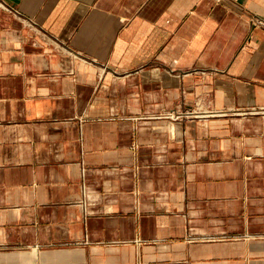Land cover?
Here are the masks:
<instances>
[{
	"label": "crops",
	"instance_id": "crops-1",
	"mask_svg": "<svg viewBox=\"0 0 264 264\" xmlns=\"http://www.w3.org/2000/svg\"><path fill=\"white\" fill-rule=\"evenodd\" d=\"M0 1V264H264V0Z\"/></svg>",
	"mask_w": 264,
	"mask_h": 264
},
{
	"label": "built area",
	"instance_id": "built-area-1",
	"mask_svg": "<svg viewBox=\"0 0 264 264\" xmlns=\"http://www.w3.org/2000/svg\"><path fill=\"white\" fill-rule=\"evenodd\" d=\"M0 6H4V4H2L1 1H0ZM199 107H200V104L197 103L195 106H192V107L187 108V109L182 110V111H176L173 114L170 112L168 115L172 116V117L174 116L176 118L188 117V116H201L202 113H204V112H200Z\"/></svg>",
	"mask_w": 264,
	"mask_h": 264
}]
</instances>
